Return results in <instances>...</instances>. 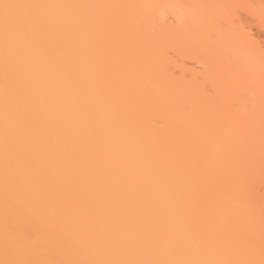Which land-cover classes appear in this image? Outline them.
<instances>
[{"label": "bare ground", "instance_id": "obj_1", "mask_svg": "<svg viewBox=\"0 0 264 264\" xmlns=\"http://www.w3.org/2000/svg\"><path fill=\"white\" fill-rule=\"evenodd\" d=\"M264 0H0V264H264Z\"/></svg>", "mask_w": 264, "mask_h": 264}, {"label": "rangeland", "instance_id": "obj_2", "mask_svg": "<svg viewBox=\"0 0 264 264\" xmlns=\"http://www.w3.org/2000/svg\"><path fill=\"white\" fill-rule=\"evenodd\" d=\"M250 28L251 30L248 33L252 36L254 46L264 50V29L256 25H251Z\"/></svg>", "mask_w": 264, "mask_h": 264}]
</instances>
